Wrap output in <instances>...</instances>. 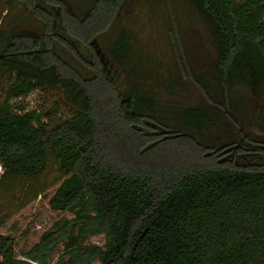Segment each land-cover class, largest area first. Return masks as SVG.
I'll use <instances>...</instances> for the list:
<instances>
[{
	"label": "trees",
	"instance_id": "1",
	"mask_svg": "<svg viewBox=\"0 0 264 264\" xmlns=\"http://www.w3.org/2000/svg\"><path fill=\"white\" fill-rule=\"evenodd\" d=\"M7 3L0 189L41 175L51 154L64 178L48 205L72 217L54 221L21 258L0 233V264H264V168L244 159L264 153V0ZM138 7L165 31L174 76L136 47ZM200 62L208 104L163 102L152 90L150 82L183 85ZM45 88H60L70 107L50 124L53 106L22 101ZM254 104L260 140L236 127ZM226 116L236 127L230 139L201 138ZM99 234L102 245L88 242Z\"/></svg>",
	"mask_w": 264,
	"mask_h": 264
},
{
	"label": "rangeland",
	"instance_id": "2",
	"mask_svg": "<svg viewBox=\"0 0 264 264\" xmlns=\"http://www.w3.org/2000/svg\"><path fill=\"white\" fill-rule=\"evenodd\" d=\"M7 2L8 0H0V21L4 19L8 10ZM145 11L146 10L138 7L136 13L138 15V20L136 21L138 25L134 27L138 38L136 47L140 49L141 45L146 46L143 48L144 54L149 53L155 55L163 62L169 64L170 67L172 60L168 57L171 56L170 51H166L168 50L166 48V41L164 40L166 38V33L156 21L155 16L152 14L148 17L145 15ZM13 26L14 22H12V18L7 16L4 28L8 30L13 28ZM199 34L206 46V50H210L211 46L209 45L204 29L201 27L199 28ZM160 49L164 51H160ZM209 53L211 52H207V54ZM201 55L202 53H200L199 56ZM204 66L203 62H200V66L197 67L199 73H196L193 79L185 76L186 79L183 85L178 87H174L168 83L167 80L165 84L161 85L152 82L149 84L152 85V90L154 93L159 94V98H161L163 102L166 100H173L188 105L208 104L209 98L206 96L205 91L199 87L195 77L201 74L209 78V74L206 72ZM169 71L174 76L171 67ZM159 73H161L165 79L168 77L163 70L161 72L159 71ZM211 84L212 89L216 88L214 82L211 81ZM171 86L172 88H170ZM5 87L6 83L0 81V101L4 97ZM237 90L239 94L245 92L244 88L241 87H237ZM22 101L26 104L27 109H36L41 112H49V108L53 106L55 111L50 112L49 117L44 119L45 122L49 124L57 120L59 115L67 113L70 108L60 88L38 89L29 94ZM256 108L255 106L253 110L250 109L248 114L242 119L238 118L240 123L236 127L242 130H250L256 137V140H260L259 136L263 133L258 127V123H260L261 120L258 118L260 114ZM253 112L254 115H252ZM229 119L230 118L226 116L224 118L225 121L217 123L218 126L216 128L212 127L211 130L206 131L205 135L201 136V138L207 141L216 140L217 138L218 140L230 139L236 127H232L233 122ZM262 124H264V120ZM221 156L223 157L225 154ZM244 159L247 160L248 163L264 168V153L262 152L253 151L246 155ZM63 178V174L57 169L54 157L50 154L48 167L41 175L36 178L19 181L11 191L4 192L3 189H0V215L3 214V216H5V223L0 227V233L11 237L15 254L19 258H21L20 255L23 252L27 251L32 245L38 242L40 235L49 229L54 221L72 217L71 213L54 211L50 209L48 205V198L53 194ZM35 191H42V194L27 203V200L32 198ZM88 242L102 245L104 243V236L102 234L91 236ZM61 250L62 244H59L52 254V262L56 260L57 254ZM93 264L99 263L94 261Z\"/></svg>",
	"mask_w": 264,
	"mask_h": 264
}]
</instances>
